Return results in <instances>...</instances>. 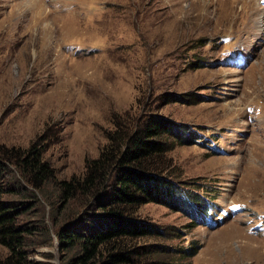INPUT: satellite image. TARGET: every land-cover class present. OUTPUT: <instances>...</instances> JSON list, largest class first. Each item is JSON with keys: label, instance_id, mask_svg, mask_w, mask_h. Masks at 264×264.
Wrapping results in <instances>:
<instances>
[{"label": "rangeland", "instance_id": "obj_1", "mask_svg": "<svg viewBox=\"0 0 264 264\" xmlns=\"http://www.w3.org/2000/svg\"><path fill=\"white\" fill-rule=\"evenodd\" d=\"M149 113L184 142L166 153L181 196L139 210L173 252L152 264H264V0H0V149L42 145L67 181ZM57 194L35 192L29 260L61 264L54 214L79 204Z\"/></svg>", "mask_w": 264, "mask_h": 264}, {"label": "trees", "instance_id": "obj_2", "mask_svg": "<svg viewBox=\"0 0 264 264\" xmlns=\"http://www.w3.org/2000/svg\"><path fill=\"white\" fill-rule=\"evenodd\" d=\"M178 133L175 123L154 113L130 123L114 122L106 145L86 164L83 177L67 181L57 180L43 161L42 145L25 151L0 149V245L7 250L0 264H42L29 260L36 228L26 219L37 203L35 192L49 182L65 204H79L68 216L62 218L59 210L54 214L61 264H152L158 255H171L170 247L142 241L163 232L139 218V210L147 204L174 203L175 195L181 196L169 178L166 157L184 143ZM196 253L186 252L188 257Z\"/></svg>", "mask_w": 264, "mask_h": 264}, {"label": "bare ground", "instance_id": "obj_3", "mask_svg": "<svg viewBox=\"0 0 264 264\" xmlns=\"http://www.w3.org/2000/svg\"><path fill=\"white\" fill-rule=\"evenodd\" d=\"M34 1V0H33ZM33 5V4H32ZM231 104V103H230Z\"/></svg>", "mask_w": 264, "mask_h": 264}]
</instances>
